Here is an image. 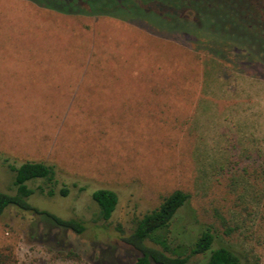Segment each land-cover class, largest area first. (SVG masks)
Wrapping results in <instances>:
<instances>
[{
  "label": "rangeland",
  "instance_id": "obj_1",
  "mask_svg": "<svg viewBox=\"0 0 264 264\" xmlns=\"http://www.w3.org/2000/svg\"><path fill=\"white\" fill-rule=\"evenodd\" d=\"M227 57L213 60L189 36L0 0V191L12 193L9 164L51 165L54 196L35 192L30 205L85 226L43 235L8 208L0 264H132L122 237L175 190L189 201L173 246L208 227L212 248L264 264V67L244 74ZM217 69L230 79L217 82ZM98 189L117 196L107 221L91 199Z\"/></svg>",
  "mask_w": 264,
  "mask_h": 264
},
{
  "label": "trees",
  "instance_id": "obj_2",
  "mask_svg": "<svg viewBox=\"0 0 264 264\" xmlns=\"http://www.w3.org/2000/svg\"><path fill=\"white\" fill-rule=\"evenodd\" d=\"M27 1L64 15L112 17L161 38L189 36L196 48L203 46L215 61L231 63L232 60L227 57L230 54L235 64L243 66L240 72L244 74L254 64L264 67V0ZM201 39L205 41L201 42ZM214 74L217 82L230 79L218 69ZM8 167L12 173V193L0 191V215L8 208L27 213L43 235L51 231H68L76 235L84 232L83 221L62 219L30 205L29 199L35 192L46 197L54 196L57 180L53 166L40 161L16 166L9 164ZM37 181H41V185L31 186ZM59 193L65 197L68 189L62 187ZM91 199L98 208L99 219L109 220L117 204L116 194L98 189L92 192ZM188 201L189 194L175 190L163 197L156 208L135 221L130 235L122 237L123 243L136 253L132 264H189L190 258L197 255H206L205 264H260L243 259L227 246L212 248L214 234L208 227L188 238L187 243L173 246L171 225L177 210ZM43 222L49 226L45 227ZM54 237L58 243L59 238ZM148 242L160 247V250L148 246Z\"/></svg>",
  "mask_w": 264,
  "mask_h": 264
}]
</instances>
